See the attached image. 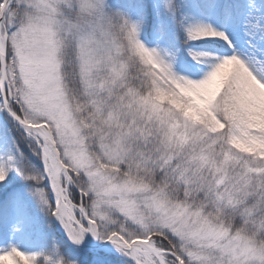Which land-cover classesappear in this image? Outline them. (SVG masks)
<instances>
[{
	"label": "snow or ice",
	"instance_id": "6c2138e0",
	"mask_svg": "<svg viewBox=\"0 0 264 264\" xmlns=\"http://www.w3.org/2000/svg\"><path fill=\"white\" fill-rule=\"evenodd\" d=\"M0 264H264V0H0Z\"/></svg>",
	"mask_w": 264,
	"mask_h": 264
}]
</instances>
